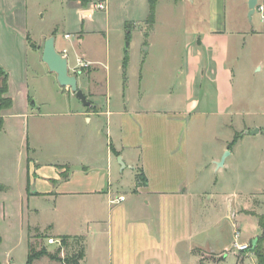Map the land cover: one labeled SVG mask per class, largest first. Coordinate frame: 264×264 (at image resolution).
Segmentation results:
<instances>
[{
    "label": "crops",
    "instance_id": "crops-1",
    "mask_svg": "<svg viewBox=\"0 0 264 264\" xmlns=\"http://www.w3.org/2000/svg\"><path fill=\"white\" fill-rule=\"evenodd\" d=\"M65 1L66 7H80L78 0ZM248 1L171 0L179 22L162 14L167 6L161 0H155L152 21L149 0H107L104 10L86 6L81 8L89 12L86 19L97 24L84 28L81 17L70 42L75 61L70 65L69 48L56 45L55 27L35 29L45 10L43 0H0V44L11 43L15 54L38 58L43 65L44 42L54 36L68 69L77 61L90 66L84 86L95 100L94 109L81 100L72 107L68 101L49 108L31 98L25 102L24 183L19 211L3 210L1 264L26 262L31 229L43 232L45 239H80L81 264H206L200 254L217 252L206 237L218 242L222 236L219 228L210 234L221 221L219 202L232 210L238 224L250 223L240 205L257 195L263 198L264 189L243 197L218 190L214 181L207 192L195 176L208 166L196 142L212 119L221 117V124L230 127L245 117L242 136H259L251 130L264 125V25L258 11L248 17ZM176 28L184 29V57L167 67L163 86V79L151 73L156 72L152 57L163 45L167 58V45L178 42L167 29ZM90 35L104 45L100 57L76 47ZM64 38L71 36L65 33ZM77 83L81 87V75ZM40 115L46 116L45 126L29 129V120L32 124ZM62 125L71 128L69 138L60 132ZM229 148L225 145L221 152ZM220 159L214 157L213 163ZM226 163L225 155L222 166ZM140 179L145 182L138 184ZM259 235L256 222L239 242L252 246ZM250 248L238 258L240 264L255 257Z\"/></svg>",
    "mask_w": 264,
    "mask_h": 264
},
{
    "label": "rangeland",
    "instance_id": "rangeland-1",
    "mask_svg": "<svg viewBox=\"0 0 264 264\" xmlns=\"http://www.w3.org/2000/svg\"><path fill=\"white\" fill-rule=\"evenodd\" d=\"M63 0H43L45 10L43 16L40 17L38 24L35 26L37 31H48L55 27L56 45L57 47L66 46L69 48V63L72 65L75 63L74 54L72 53V47L70 42L74 40L76 36V27H81V17H83L84 28L92 27L97 22H89L86 16H89V12L82 11L81 8L89 6L93 0H78L80 7L69 5L65 6V3H61ZM72 0H66L65 2H71ZM87 2L85 6H82L84 2ZM161 4L167 6L163 15H167V20L179 22L180 12L178 9L172 10L170 7L171 0H161ZM95 16H97L95 14ZM184 29H167V32L175 33L177 36V43L174 45H167L168 56L163 55L164 46L156 53L155 57H152V61L155 62L154 68L151 72L155 78L159 76V79H167V67H173L179 65L183 61L184 57V45L182 44L181 33ZM83 31H80L82 33ZM7 33V32H5ZM68 33L71 36L70 39H65L64 34ZM6 38V37H5ZM101 41L96 38L95 35L85 37L83 44L76 43V47L87 52L95 57H100L101 52L104 51L103 47L98 46ZM128 41H125L127 45ZM15 45L11 43L0 44V66L8 74V96L11 97L12 104L9 109L1 111L3 117L2 127L0 129V224L4 225L3 210H8V213H15L19 211L20 200L19 191L21 183H24V159L26 152V132L27 123L24 116L25 102L28 98L31 101L46 102L48 108L51 106H60L68 103L77 102L80 100L75 96V93L70 89L64 91L63 87L56 85L52 81L49 75L45 73L46 65L39 59H33V57L22 54H15L13 49ZM142 54L144 52L141 51ZM173 58V59H172ZM29 64V65H28ZM174 64V65H173ZM29 68V70H28ZM160 69V70H159ZM44 70V71H43ZM102 72V71H101ZM70 74L81 75L82 84L78 88L85 95L87 101V108L94 109V99L88 97L87 88H85L86 76L90 74V66L84 62L76 63V66L69 69ZM102 76L104 73H101ZM78 84V83H77ZM161 86V85H160ZM42 110H45L42 108ZM39 112L36 111V114ZM249 117V116H248ZM247 117V118H248ZM252 118H260L259 116H251ZM37 118V117H34ZM41 119L35 120L36 123H32V119L29 120L30 126L38 125L44 127L46 118L45 115H40ZM239 118V119H238ZM233 126H224L221 124L223 119L216 118L210 121L211 125L204 132L202 140L196 142L198 144V150L201 152V160L208 164L206 170L200 174H195L200 177L202 186L205 191L211 192L213 188V182H217V189L222 190L226 194L232 192L240 193L243 197H248L251 193H259L264 189V125L258 128V132L255 134L259 136L253 137L251 135L242 136L240 130L243 127L241 124L245 117H238ZM257 120V119H255ZM231 125V124H230ZM60 132L66 137L72 133L71 128L68 125H62ZM244 131V130H243ZM61 134V135H62ZM261 134V135H260ZM241 136V137H240ZM69 138V137H68ZM41 142L44 143L43 137ZM233 140L235 142H233ZM66 142V140H65ZM68 144V143H67ZM66 144V145H67ZM230 146L232 150L231 155L226 154V165L217 167L213 163V158L225 154L223 152V146ZM41 159L46 161V152L42 153ZM71 167H75L74 164ZM194 176V177H195ZM7 185L6 187L3 185ZM11 198V199H10ZM263 198L259 195L251 197L250 202L240 205V211L245 212L244 218H248L249 224L243 222L238 224L234 219L232 210H229L224 203L219 202V210L221 221L219 226H214L210 229V234L217 232V228L221 230V238L212 239L211 236H205L209 240V244L217 252L210 250L201 253V260L206 261V264H240L238 258L243 256L245 252H239L233 246L235 239L234 233L239 232L237 238L241 241L243 237L251 233V226L256 225L258 222L257 216L264 213V207L262 206ZM6 203V204H5ZM234 207V206H233ZM232 207V208H233ZM238 208V207H237ZM239 211V212H240ZM248 214L252 217L247 216ZM226 216V217H225ZM254 216V217H253ZM12 224V223H11ZM252 224V225H250ZM8 226V225H7ZM260 236V235H259ZM259 236L255 239L258 240ZM29 244L35 249L34 258L31 260V264H81L80 251L83 247V243L80 239L65 238L64 240L58 238L49 242V239H45L43 232L37 229L29 230ZM264 246V243H262ZM247 252V251H246ZM254 254V252H253ZM255 257H245L243 264H254ZM21 264H24L22 262Z\"/></svg>",
    "mask_w": 264,
    "mask_h": 264
},
{
    "label": "water",
    "instance_id": "water-1",
    "mask_svg": "<svg viewBox=\"0 0 264 264\" xmlns=\"http://www.w3.org/2000/svg\"><path fill=\"white\" fill-rule=\"evenodd\" d=\"M256 3L257 0L248 1V17H251V15L254 13ZM42 61L47 65L49 71L54 72L56 74V79L60 86L68 87L72 92L75 93V96L80 99L84 105H87L85 95L78 88L77 76L75 74L69 73L67 57L63 53L57 51L55 48L54 36L48 37L44 42L42 51ZM256 132H258V128H254L253 130H251L252 134H255ZM228 153L229 151L226 150L225 154L221 157L220 161L216 163L218 167L222 166L224 157ZM117 160L121 166H124L121 156H118Z\"/></svg>",
    "mask_w": 264,
    "mask_h": 264
},
{
    "label": "trees",
    "instance_id": "trees-1",
    "mask_svg": "<svg viewBox=\"0 0 264 264\" xmlns=\"http://www.w3.org/2000/svg\"><path fill=\"white\" fill-rule=\"evenodd\" d=\"M150 2V12H149V20L152 21L153 19V8L155 4V0H149ZM86 1L81 4L82 6L86 5ZM86 7V6H85ZM8 74L3 70V68L0 66V129L2 127L3 123V117L1 114V111L4 109H8L11 106V99L7 95L8 91ZM144 179L138 180V184L144 183ZM263 207H264V192H263ZM258 225L261 229V235L259 236L258 240H256V243L252 246V251L254 252V255L256 257V264H264V246L262 243H264V213L257 216ZM66 237H62L61 239H65ZM1 242V237H0ZM251 249V248H249ZM35 249L32 245H28V253H27V260L24 264H31V260L34 258ZM83 258V248L80 251V259ZM1 264V262H0ZM77 264H79L77 262Z\"/></svg>",
    "mask_w": 264,
    "mask_h": 264
},
{
    "label": "built area",
    "instance_id": "built-area-1",
    "mask_svg": "<svg viewBox=\"0 0 264 264\" xmlns=\"http://www.w3.org/2000/svg\"><path fill=\"white\" fill-rule=\"evenodd\" d=\"M92 8L98 9V10H104L107 7V0H97L95 2L91 3ZM255 10L258 11L260 13V19L264 25V1L262 2H257ZM124 197L123 196H119L118 200H123ZM239 236V232H235L234 233V244L233 246L235 247V249L239 252H243V251H247L250 248V244L249 243H242L239 242L237 240ZM49 242H53L52 239H49Z\"/></svg>",
    "mask_w": 264,
    "mask_h": 264
}]
</instances>
